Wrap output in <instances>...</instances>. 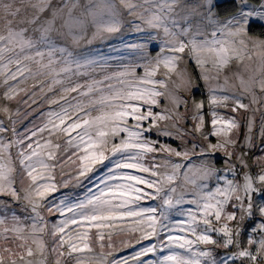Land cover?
<instances>
[{
  "label": "snow or ice",
  "instance_id": "6c2138e0",
  "mask_svg": "<svg viewBox=\"0 0 264 264\" xmlns=\"http://www.w3.org/2000/svg\"><path fill=\"white\" fill-rule=\"evenodd\" d=\"M0 90V264H264V0H0Z\"/></svg>",
  "mask_w": 264,
  "mask_h": 264
},
{
  "label": "rangeland",
  "instance_id": "374dc122",
  "mask_svg": "<svg viewBox=\"0 0 264 264\" xmlns=\"http://www.w3.org/2000/svg\"><path fill=\"white\" fill-rule=\"evenodd\" d=\"M251 3L255 5V3H253V2H251ZM83 47L84 46H82V48ZM93 47H95V46H93ZM189 63H191V62H189ZM237 70L238 69L236 68V66L233 65L231 71H237ZM230 83L236 84L238 82L235 81V80H232V81H230ZM0 91H2V90H0ZM198 95H199V97H198ZM195 98H196L197 101L203 100L205 102V104L207 105V96L203 93V89H201L200 93L196 94ZM245 102H247V101H245ZM12 107H13V109H15L16 105L12 104ZM220 111L222 112V114H225V115L228 114L227 111L224 110V109H221ZM204 113H205V120H206L204 131L207 132V131L210 130V116H209V109L207 107H205ZM239 115L241 117H246L247 116V114L243 113V112L240 113ZM33 118L34 117H29L28 120L23 121V123L21 125H19V127L22 128L25 124H27L29 122V120H31ZM257 124H259V116H257ZM212 142L215 143L216 142L215 139H213ZM217 166L218 167H222V164H218ZM255 170L256 169H253V171H255ZM60 178H61L60 176L57 177L58 180ZM74 191L75 192H79L80 189H74L71 185L69 186L68 189H61V192H68L69 194H71ZM56 195L59 196L60 193H57ZM153 203H155V202H153ZM51 219H55V217H52ZM113 241H114V246L117 249V251L114 253V255H118V256H130L133 252H135L136 250H138L141 247V245L135 244V241L131 240L127 236H114L113 237ZM121 241H124V245L121 244ZM145 243H148V242L146 241ZM97 250H99L98 247H97ZM108 250L109 249L106 247L105 248V252H107Z\"/></svg>",
  "mask_w": 264,
  "mask_h": 264
},
{
  "label": "trees",
  "instance_id": "16d2710c",
  "mask_svg": "<svg viewBox=\"0 0 264 264\" xmlns=\"http://www.w3.org/2000/svg\"><path fill=\"white\" fill-rule=\"evenodd\" d=\"M251 2L255 3V4H258L259 3V0H250ZM257 34H259V30H257ZM199 97V95H198Z\"/></svg>",
  "mask_w": 264,
  "mask_h": 264
}]
</instances>
